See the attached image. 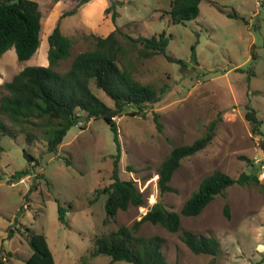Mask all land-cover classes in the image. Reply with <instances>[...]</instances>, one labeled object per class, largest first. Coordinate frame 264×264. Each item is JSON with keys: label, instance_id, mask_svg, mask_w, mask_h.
<instances>
[{"label": "rangeland", "instance_id": "rangeland-1", "mask_svg": "<svg viewBox=\"0 0 264 264\" xmlns=\"http://www.w3.org/2000/svg\"><path fill=\"white\" fill-rule=\"evenodd\" d=\"M33 1L41 13L39 46L26 61H17L12 48L0 55V96L6 94L2 83L23 66L44 65L47 34L61 13L75 7L72 0ZM115 1L113 23L104 13L108 0H89L60 19V31L70 39V48L69 56L54 67L56 71L66 70L76 53L91 50L94 36L104 37L115 27L131 37L163 31L169 36L166 52L181 64L161 55L140 58L127 48L122 59L130 75L155 89L162 87L163 92L144 116L130 114L135 109L127 106L114 118L116 141L101 118L86 120L78 111L77 123L66 131L57 150L48 152L39 129L15 127L0 115L12 132L0 137V255L5 264H26L31 253L23 235L26 227L44 235L53 264H78L80 259L89 264H130L111 262L103 255L89 257L93 237L121 225L132 226L157 201L179 213L200 179L215 169L235 178L240 173L257 176L264 165V122L254 133L244 118L247 105L264 119V0L259 5L255 0H202L197 16L184 25L156 17V10L168 9L172 0ZM231 13L240 18H232ZM116 37L124 43L119 33ZM89 87L94 96L112 106L104 92L92 83ZM152 112L158 114L160 131ZM212 121L215 130L209 144L181 160L169 182L174 191L160 195L156 183L160 161L173 146L201 136ZM23 151L39 164H28ZM114 168L119 178L135 182L144 204L118 210L114 218L103 222L105 195L96 190L111 182ZM21 170L27 173L12 178ZM257 181L227 187L196 216L179 214L182 229L218 240L216 256L194 255L181 241L180 231L168 232L148 222L141 223L134 234L159 237L169 264H261L264 178ZM31 183L34 187L29 189ZM225 204L228 218L223 214ZM58 206L65 210L63 222L58 220Z\"/></svg>", "mask_w": 264, "mask_h": 264}, {"label": "trees", "instance_id": "trees-1", "mask_svg": "<svg viewBox=\"0 0 264 264\" xmlns=\"http://www.w3.org/2000/svg\"><path fill=\"white\" fill-rule=\"evenodd\" d=\"M72 1L75 2V7L61 13L46 36L47 64L23 66L9 81L2 83L6 94L0 96V115L5 116L15 127L32 126L39 129L48 152H55L66 131L77 123L78 111L84 113L86 120L101 118L114 132L116 141L114 118L119 116L125 107L135 109L130 114L141 112L144 116L145 109L159 100L163 92L162 87L155 89L149 84L141 83L126 69L122 57L127 48L134 49L140 58L161 55L169 62L181 64L180 59L166 52L169 36L163 31L151 36L131 37L121 34L115 27L104 37L94 36V46L91 50L76 53L66 70L56 71L54 67L69 56L70 48V39L60 31V19L75 13L78 7L89 0ZM108 1L104 13H109L113 23L117 14L115 5L118 3L115 0ZM200 1L202 0H172L168 9L156 10L158 12L156 17L166 16L169 23L184 25L197 16ZM228 15L235 19L240 18L235 13ZM40 20L41 13L35 1L0 0V55L12 48L17 61L28 60L40 43ZM116 33L124 38V43L118 40ZM90 83L111 99V107L92 94ZM245 109L244 118L251 131L257 133L264 119L257 118L255 111L247 105ZM152 119L156 129L160 131L158 114L152 112ZM214 130L215 122L212 121L206 125L204 133L191 143L170 148L156 169V183L160 195L174 191L169 182L181 160L204 149L213 138ZM11 134V128L0 119V137ZM262 146L264 147V144ZM22 153L28 164L32 163V166L39 164L37 158L25 151ZM113 164L116 165L115 162ZM26 173L27 170L15 171L12 178H20ZM250 182H258L257 176L253 173H240L232 178L215 169L200 179L197 188L183 202L179 213L166 209L158 201L154 202L132 226L121 225L115 230L94 236L88 256L103 255L109 257L111 262L124 261L130 264H169L161 252L162 240L159 237L134 234L143 222L158 225L168 232L180 231L181 241L194 255L216 256L220 252L218 240L211 235L205 236L182 229L179 214L187 217L196 216L215 195H223L227 187ZM33 187L34 184L31 183L29 189ZM96 193L105 195L103 222L114 218L118 210H124L130 205L144 204L142 193L135 182L119 178L115 168L111 182L96 190ZM64 212V208L58 206V220L61 222L65 219ZM223 214L226 218L229 217L226 204L223 206ZM24 230L23 235L31 250L30 255L24 260L25 263L53 264L44 235L28 227ZM11 235L12 231L9 228L8 237ZM0 264H5L1 255ZM78 264L89 263L80 259Z\"/></svg>", "mask_w": 264, "mask_h": 264}, {"label": "built area", "instance_id": "built-area-1", "mask_svg": "<svg viewBox=\"0 0 264 264\" xmlns=\"http://www.w3.org/2000/svg\"><path fill=\"white\" fill-rule=\"evenodd\" d=\"M260 1H263V0H255V3H256L257 5H259V2H260ZM257 177H258L259 179H263V178H264V165H261V169H260V172L258 173ZM261 264H264V261H263Z\"/></svg>", "mask_w": 264, "mask_h": 264}, {"label": "crops", "instance_id": "crops-1", "mask_svg": "<svg viewBox=\"0 0 264 264\" xmlns=\"http://www.w3.org/2000/svg\"><path fill=\"white\" fill-rule=\"evenodd\" d=\"M52 29V28H51ZM47 48V47H46ZM45 58H46V52H45ZM47 64V61L44 63V65L43 66H45Z\"/></svg>", "mask_w": 264, "mask_h": 264}]
</instances>
